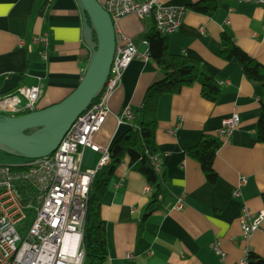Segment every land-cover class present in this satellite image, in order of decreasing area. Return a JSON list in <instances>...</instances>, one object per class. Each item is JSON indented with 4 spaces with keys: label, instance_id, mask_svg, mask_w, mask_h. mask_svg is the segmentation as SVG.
<instances>
[{
    "label": "crops",
    "instance_id": "0c3cea01",
    "mask_svg": "<svg viewBox=\"0 0 264 264\" xmlns=\"http://www.w3.org/2000/svg\"><path fill=\"white\" fill-rule=\"evenodd\" d=\"M162 2L187 9L179 30L168 36L169 52L205 64L218 78L222 94L217 102L208 101L195 83L161 98L156 141L167 181L165 193L147 217L152 190L144 175L129 167V158L113 172L108 162L106 175L98 177L105 165L95 176L93 184L110 180L101 200L108 242L104 264H238L248 248L264 257V222L250 238L243 236L241 226L243 204L253 214L264 210V144L256 136L262 90L247 79L241 62L221 56V36L227 33L249 57L264 65V6L238 0ZM206 3L216 6L212 14L192 7ZM154 26L152 17L140 21L127 16L115 24L116 37L132 39L144 54L149 50L143 36ZM43 34L49 37L46 48L32 44L33 37ZM90 57L76 0H0V98L22 87L40 86L37 110L59 103L79 85ZM164 77L151 58L129 65L94 138L102 149L110 151L138 126L135 120L119 123L118 117L127 107L133 112L141 108L150 86ZM233 114L239 115L240 123L230 139L221 141L213 163L217 181L212 184L186 151L202 139H219L223 119ZM101 157L100 152L83 149L81 169L96 168ZM244 178L242 195L234 198ZM181 196L184 203L177 209L175 202ZM214 241L220 243L223 258L211 249Z\"/></svg>",
    "mask_w": 264,
    "mask_h": 264
},
{
    "label": "built area",
    "instance_id": "2783aa9c",
    "mask_svg": "<svg viewBox=\"0 0 264 264\" xmlns=\"http://www.w3.org/2000/svg\"><path fill=\"white\" fill-rule=\"evenodd\" d=\"M116 24L134 15L140 21L152 17L159 33H176L183 21L185 7L168 6L162 0H97ZM264 6V0H238ZM47 34L32 38V44L48 46ZM24 45V41L20 42ZM46 58V53H43ZM149 52L140 53L132 39H117L116 52L110 75L101 94L81 113L52 154L39 159H20L16 164L0 162V264H85L84 230L88 200L95 176L110 162V151L102 149L94 138L109 114V100L121 85L124 72L136 59L148 60ZM42 95L40 86L22 87L13 94L0 98V114L17 116L37 110ZM135 120L132 109L125 108L119 123ZM240 123L238 114L226 117L218 130L220 141L232 137ZM85 148L100 152L96 168L81 169V153ZM152 162L162 174L158 157ZM242 179L233 192L241 197ZM184 197L175 207L181 209ZM28 215L33 216L31 224ZM264 222V210L253 214L243 204L241 226L243 236L250 238ZM211 249L223 258L220 243ZM248 253L238 264H249Z\"/></svg>",
    "mask_w": 264,
    "mask_h": 264
},
{
    "label": "trees",
    "instance_id": "16d2710c",
    "mask_svg": "<svg viewBox=\"0 0 264 264\" xmlns=\"http://www.w3.org/2000/svg\"><path fill=\"white\" fill-rule=\"evenodd\" d=\"M192 7L197 11L212 14L216 6L206 3ZM143 39L148 44L150 58L158 64L165 77L151 85L146 92L143 105L134 111L135 121L139 122L138 126L115 142L110 150V162L112 163L111 172H113L126 158H129V167L144 175L152 190L151 201L146 209L147 217L160 202V198L165 193L167 181L166 175L159 174L152 162L154 157H159L156 135L157 109L161 98L167 94H179L184 87L195 83L201 86V96L208 101L217 102L222 91L218 78L205 64L190 56L171 54L168 36L159 33L155 26L144 34ZM221 46L222 58L226 61L236 59L241 62L247 79L259 85L262 90L256 136L258 142L264 144V65L249 57L227 33L221 36ZM22 114L26 113L19 115ZM220 146L219 139L207 138L186 151L189 157L201 165L207 180L212 184L217 181L213 163ZM109 183V179L98 180L92 184L90 190L83 240L86 250L85 264H104L108 258L107 230L101 216V200L109 189ZM143 227L144 225L141 224V231ZM249 264H264V257L250 253Z\"/></svg>",
    "mask_w": 264,
    "mask_h": 264
},
{
    "label": "water",
    "instance_id": "95a60500",
    "mask_svg": "<svg viewBox=\"0 0 264 264\" xmlns=\"http://www.w3.org/2000/svg\"><path fill=\"white\" fill-rule=\"evenodd\" d=\"M76 1L83 15L84 40L91 50L88 66L76 89L59 103L22 115L0 116V151L7 155L39 159L55 152L105 87L116 52L115 23L97 0Z\"/></svg>",
    "mask_w": 264,
    "mask_h": 264
},
{
    "label": "rangeland",
    "instance_id": "374dc122",
    "mask_svg": "<svg viewBox=\"0 0 264 264\" xmlns=\"http://www.w3.org/2000/svg\"><path fill=\"white\" fill-rule=\"evenodd\" d=\"M20 159L17 158V157H14V156H11V155H7L6 153L4 152H1L0 151V162L4 163V164H10V165H13V164H16L17 162H19ZM108 165V164H107ZM105 166V170H104V173L103 172H100L98 174V177L100 176H105L106 173L105 171L108 169V166ZM33 221V216L32 215H28V219H27V222L29 224H31Z\"/></svg>",
    "mask_w": 264,
    "mask_h": 264
}]
</instances>
